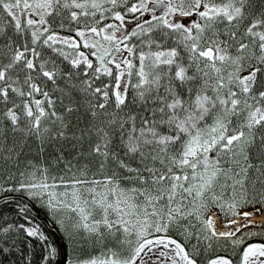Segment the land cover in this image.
<instances>
[{
	"label": "snow or ice",
	"instance_id": "snow-or-ice-1",
	"mask_svg": "<svg viewBox=\"0 0 264 264\" xmlns=\"http://www.w3.org/2000/svg\"><path fill=\"white\" fill-rule=\"evenodd\" d=\"M262 211L264 0H0V264H264Z\"/></svg>",
	"mask_w": 264,
	"mask_h": 264
},
{
	"label": "trees",
	"instance_id": "trees-1",
	"mask_svg": "<svg viewBox=\"0 0 264 264\" xmlns=\"http://www.w3.org/2000/svg\"><path fill=\"white\" fill-rule=\"evenodd\" d=\"M244 209H251V207L244 208ZM262 212L264 213V211H262ZM33 215L36 216V223H38L41 226V228L43 229L45 234L48 235L49 240L53 244H55V245H57L59 247L61 244H65L66 243V240L64 239L63 234L58 230V228H56L53 225L52 221L48 218L47 214L43 210L39 209L38 205H37V211H35L33 213ZM253 231L264 232V229L256 228ZM176 236H178V235H176ZM178 239L181 242H183V240L180 239L179 237H178ZM248 242H264V235L251 237V238H249ZM219 243L221 245H223L222 246L223 247L222 248V254H224L225 241H220ZM104 244L109 245V244H114V242L110 240L108 243H104ZM99 245H100V243H97L95 245H89V246H86L85 248L81 246L80 248L78 247L77 250H78V252L80 254H81V252L85 253L86 251H91L92 253H95V252H97V249H98ZM35 251H36V254H37L36 258L38 260L39 259V253H40V248H39L38 244H37V247H36ZM232 253H233V250L229 247L228 248V254L232 255ZM234 260H235V264H238V262H239V253H238V251H237V253L234 256Z\"/></svg>",
	"mask_w": 264,
	"mask_h": 264
},
{
	"label": "rangeland",
	"instance_id": "rangeland-1",
	"mask_svg": "<svg viewBox=\"0 0 264 264\" xmlns=\"http://www.w3.org/2000/svg\"><path fill=\"white\" fill-rule=\"evenodd\" d=\"M187 22V21H186ZM54 172L56 171L55 169L53 170ZM99 178V177H98ZM252 210H255V209H253V208H251ZM261 213H263V212H261ZM263 220H264V213H263ZM254 229H256V228H253V229H246V231H253ZM173 235L174 236H176V235H178L177 233H173ZM177 237V238H176ZM175 238L176 239H178V237L180 238V239H182V240H184V238L182 237V236H180V235H178V236H176ZM179 240V239H178ZM180 241V240H179ZM221 241H223V240H221ZM220 242V241H219ZM86 246H89V245H83L82 247H86ZM116 245H115V242H114V244H109V245H106V244H104L103 242H101L100 243V245H99V247H98V249H97V252H95V253H92L91 251H86L85 253L83 252H81V255L84 257V258H89V257H92V256H101V254L103 253V251L105 250V248H107V247H115ZM223 245H221L220 243H218V245H217V248H218V250H219V252H221L220 254H222V247ZM79 248L81 247V246H78ZM85 250V249H84Z\"/></svg>",
	"mask_w": 264,
	"mask_h": 264
},
{
	"label": "bare ground",
	"instance_id": "bare-ground-1",
	"mask_svg": "<svg viewBox=\"0 0 264 264\" xmlns=\"http://www.w3.org/2000/svg\"><path fill=\"white\" fill-rule=\"evenodd\" d=\"M241 211H249V212H252V211H254V210H252V209H250V210H248V209H243V210H241ZM252 219H254V220H256L257 222H259V221L263 220V214H260V215H258V216H255V217H253ZM241 222H243V221H241ZM224 223H225V221H223V220H218V223H217V227H218V229H219V228H222Z\"/></svg>",
	"mask_w": 264,
	"mask_h": 264
}]
</instances>
